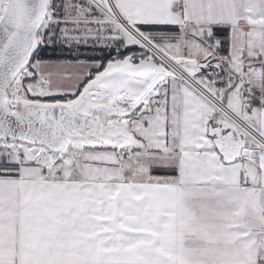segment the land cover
Instances as JSON below:
<instances>
[{
	"label": "snow or ice",
	"instance_id": "snow-or-ice-1",
	"mask_svg": "<svg viewBox=\"0 0 264 264\" xmlns=\"http://www.w3.org/2000/svg\"><path fill=\"white\" fill-rule=\"evenodd\" d=\"M0 264H264V0H0Z\"/></svg>",
	"mask_w": 264,
	"mask_h": 264
}]
</instances>
